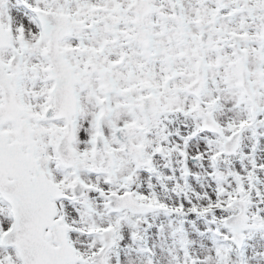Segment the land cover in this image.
<instances>
[{"label":"snow or ice","instance_id":"1","mask_svg":"<svg viewBox=\"0 0 264 264\" xmlns=\"http://www.w3.org/2000/svg\"><path fill=\"white\" fill-rule=\"evenodd\" d=\"M0 264H264V0H0Z\"/></svg>","mask_w":264,"mask_h":264}]
</instances>
